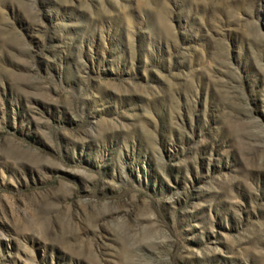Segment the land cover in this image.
Segmentation results:
<instances>
[{
	"label": "rangeland",
	"instance_id": "374dc122",
	"mask_svg": "<svg viewBox=\"0 0 264 264\" xmlns=\"http://www.w3.org/2000/svg\"><path fill=\"white\" fill-rule=\"evenodd\" d=\"M0 264H264V0H0Z\"/></svg>",
	"mask_w": 264,
	"mask_h": 264
}]
</instances>
